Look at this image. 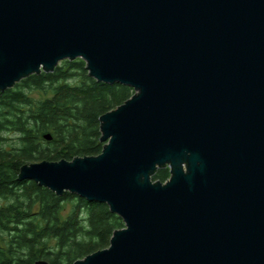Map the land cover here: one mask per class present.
I'll use <instances>...</instances> for the list:
<instances>
[{"label":"water","instance_id":"1","mask_svg":"<svg viewBox=\"0 0 264 264\" xmlns=\"http://www.w3.org/2000/svg\"><path fill=\"white\" fill-rule=\"evenodd\" d=\"M77 59L134 94L100 155L21 169L122 218L75 264H264V0H0L1 92Z\"/></svg>","mask_w":264,"mask_h":264},{"label":"trees","instance_id":"2","mask_svg":"<svg viewBox=\"0 0 264 264\" xmlns=\"http://www.w3.org/2000/svg\"><path fill=\"white\" fill-rule=\"evenodd\" d=\"M133 94L130 87L97 82L82 59L0 91V264H75L108 248L114 232L125 228L106 204L69 192L59 196L20 180V173L33 163L100 155L105 143L98 119ZM170 176L165 166L152 181L164 184Z\"/></svg>","mask_w":264,"mask_h":264},{"label":"rangeland","instance_id":"3","mask_svg":"<svg viewBox=\"0 0 264 264\" xmlns=\"http://www.w3.org/2000/svg\"><path fill=\"white\" fill-rule=\"evenodd\" d=\"M32 97H34L35 99H43L44 98V96L41 93H33ZM70 207H71V204H67V206H66L67 209H65L66 213L69 212Z\"/></svg>","mask_w":264,"mask_h":264}]
</instances>
